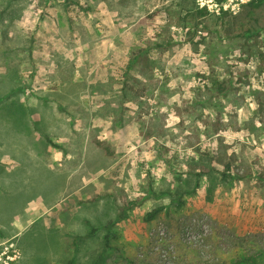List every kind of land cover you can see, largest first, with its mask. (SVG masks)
Wrapping results in <instances>:
<instances>
[{"label": "rangeland", "instance_id": "obj_1", "mask_svg": "<svg viewBox=\"0 0 264 264\" xmlns=\"http://www.w3.org/2000/svg\"><path fill=\"white\" fill-rule=\"evenodd\" d=\"M199 1L0 0V264H264V5Z\"/></svg>", "mask_w": 264, "mask_h": 264}, {"label": "built area", "instance_id": "obj_2", "mask_svg": "<svg viewBox=\"0 0 264 264\" xmlns=\"http://www.w3.org/2000/svg\"><path fill=\"white\" fill-rule=\"evenodd\" d=\"M248 1V0H227L225 3H222L219 0H200L199 5L200 7H207L209 11L221 13V11H226L229 7L232 6V9L235 10L236 5L239 6L241 2Z\"/></svg>", "mask_w": 264, "mask_h": 264}, {"label": "trees", "instance_id": "obj_3", "mask_svg": "<svg viewBox=\"0 0 264 264\" xmlns=\"http://www.w3.org/2000/svg\"><path fill=\"white\" fill-rule=\"evenodd\" d=\"M246 5L252 8H258L264 5V0H249ZM196 13L198 14V16L206 15L208 13L207 7H200V8L197 7ZM158 210H159L158 208H155L154 210L149 212V215L154 216L158 212Z\"/></svg>", "mask_w": 264, "mask_h": 264}]
</instances>
